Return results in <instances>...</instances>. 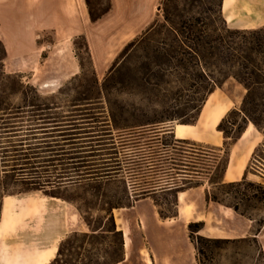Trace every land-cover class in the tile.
<instances>
[{
  "label": "trees",
  "instance_id": "1",
  "mask_svg": "<svg viewBox=\"0 0 264 264\" xmlns=\"http://www.w3.org/2000/svg\"><path fill=\"white\" fill-rule=\"evenodd\" d=\"M85 1L92 21L98 20L109 10L108 0L104 8H100L101 5L98 3L97 11L91 6L90 0ZM221 4L222 0H162L159 10L162 13L165 39L158 42L160 45H136L152 29L153 23L146 33L126 45L118 55L117 58L124 57L133 49L139 52L141 78L138 85L142 100L147 106H151L152 114L150 116L149 112H141L131 123L127 121L122 127H116L121 133L135 134L132 136L135 138L132 140L134 142L130 143L132 153L128 157L129 160L120 161L121 151L127 148L123 147L125 144L121 142L118 148L110 138V145L114 147L111 150H115L113 154L115 167H110L107 161V167L100 169L95 161L88 160L98 156L92 154L99 150L91 149L81 153H88L91 156L69 159L68 163L73 167L63 169L61 170L63 172L56 174L49 169L54 167L53 165L42 166L40 164L44 162L30 163V160L25 158L23 154L25 140L12 142L17 143L11 145L12 152L21 154L17 158L5 155L6 148L0 146V217L4 197L41 192L52 198L63 199L54 195L53 191L83 184H91V189L100 193L104 186L114 182L104 181L110 177L111 172L119 173L129 164L131 168L127 170H132L129 181L116 180L123 183L127 201L112 205L108 212L111 222L110 232L119 240V253L114 264L122 262L124 254L122 235L115 229L111 210L130 207L135 201L151 196L157 191L167 189L183 191L197 187L201 185L200 180L207 176L211 188L227 196L234 194L232 199L235 203L226 202L211 190H206L208 200L231 208L235 213L252 220L249 215L240 211L239 205H246L251 200L264 202V186L247 183L245 179L236 183H224L223 175L227 168L230 147L240 139L248 124L256 128L264 125V27L256 30L229 29L221 13ZM191 12H195L197 16L190 15ZM84 48L89 56L85 42ZM5 58L6 51L0 42V135L4 133L20 138L37 136L39 132L50 134L56 128L55 124L67 123L66 128H74L77 121L92 122L96 115L101 114H93L91 111L104 109L95 107L99 104L93 103L94 100L101 98L100 94L103 91L99 89L92 64L90 88L97 91V97L89 95L92 91L78 94L72 101V108L79 109L76 112L81 114L78 116L82 117L78 118L81 120H77L76 116L71 114L61 117L62 121H59V118L51 117L53 115L51 112L61 107L51 100L62 95L63 88L57 93L42 97L36 88L24 84L19 74L5 72ZM80 68L83 70L81 63ZM78 79L74 77L72 82ZM107 80L106 78L104 81L105 91ZM228 81L238 83L245 92L239 108L228 111L216 127L224 139L221 149L223 154L214 155L213 163L210 164L208 149L190 140L175 139L171 134V127L174 122L180 125H194L209 95ZM70 84L71 82L68 86ZM73 90L75 91L74 88ZM15 97H20L21 103H13L12 99ZM27 113L31 116H26ZM29 117H33V120L27 119ZM30 122L35 123L30 124ZM103 123L108 125V120ZM76 130L81 129H74ZM22 132H27L24 134L29 135H21ZM62 132L67 133L70 130L67 128ZM86 134L89 133H84ZM145 135L148 137L144 138ZM166 135L171 138L170 141L165 140ZM108 136L111 137V133ZM63 137H71V135ZM71 141L70 138L66 140L67 143ZM186 147L189 152L183 149ZM183 153L205 158L208 164L201 169L197 166L199 163L179 161L175 158L182 156ZM57 175L59 177H56ZM241 187L244 188L243 191L240 190ZM10 188L16 189L10 192ZM130 189L135 193L134 196L130 197ZM247 190L254 191L248 195ZM159 214L164 218L177 216L176 210L168 213L160 210ZM202 226L199 222L190 223L187 227L189 239L196 250L198 264H202L201 257L204 256L201 246L204 244L218 246L231 241L200 236ZM255 235L257 234H252L253 239H256ZM86 238H88L87 234L72 233L61 241L56 257L50 264H87L85 260L88 263L94 262L92 258L81 257L80 250L86 244ZM261 254L263 255L262 248Z\"/></svg>",
  "mask_w": 264,
  "mask_h": 264
},
{
  "label": "crops",
  "instance_id": "2",
  "mask_svg": "<svg viewBox=\"0 0 264 264\" xmlns=\"http://www.w3.org/2000/svg\"><path fill=\"white\" fill-rule=\"evenodd\" d=\"M108 1L109 10L98 20L92 21L85 0H0V42L6 51L4 69L8 66L19 67L9 73H32L34 67H43L48 62L42 45H73L74 40L81 37L87 45L96 76L100 79L123 48L148 31L160 15L162 2ZM221 13L229 29L256 30L264 27V0H222ZM45 35L51 41L45 42ZM65 75L47 79L41 84H36L32 75L28 82H34L38 92L53 94L55 91L51 88L58 86ZM228 84L232 85L234 91L226 89ZM240 89H243L242 86L234 81L217 88L207 98L194 125H172L173 137L196 142L208 149L210 164L213 163L214 155L223 154L224 139L216 127L228 111L239 108L245 92ZM179 127L181 133H177ZM120 135L129 136V132L119 133L118 137L122 138ZM259 136L256 127L248 124L240 139L230 147L224 183L256 178L258 183L264 184V176L247 171L248 163L258 147ZM131 171H112L104 181L125 179L128 182ZM200 183L183 191H157L135 201L130 207L113 208L111 214L116 231L122 235L124 254L123 261L118 264H198L196 250L188 235L190 223L201 222L203 226L199 235L208 239H244L254 234L252 220L206 198V190L210 189L207 176ZM33 193L36 192L25 194ZM168 197H172L171 205L176 210V217L164 218L159 214L161 203H166ZM8 201L14 232L15 210L19 216L23 210ZM256 234L255 238L261 243L264 253V232L260 230ZM6 242H18L19 256L15 257L16 250H10V246L0 249V264H14L15 259L16 264H47L55 253L54 247L26 244L15 235L8 237Z\"/></svg>",
  "mask_w": 264,
  "mask_h": 264
},
{
  "label": "rangeland",
  "instance_id": "3",
  "mask_svg": "<svg viewBox=\"0 0 264 264\" xmlns=\"http://www.w3.org/2000/svg\"><path fill=\"white\" fill-rule=\"evenodd\" d=\"M90 3L91 6L97 11L99 9L97 6L98 3L101 5L100 8H104L107 1L90 0ZM190 15L197 16L195 12H191ZM162 25L163 18L162 13L160 12V15L154 22L152 29L146 35H144L145 37H143V40L139 41L136 45H160L158 42L165 39V32L162 28ZM43 39L45 42L51 41L50 37L46 35ZM42 46L45 49L44 56H48V62H46L43 67H34L35 70L32 71V73L24 72L23 74H19L22 82L36 88L34 86V82L36 84H41L47 79L53 77L60 78L62 75L66 74L65 78L58 86L51 88V90L55 91V93H57L60 88H63L64 92L62 95H59L51 100V102H55L61 107L59 109L53 110L51 112L53 114L51 117H57L59 118V121H62L61 117H66L73 114L76 116L77 120H81L78 119L82 118L78 117L81 114L76 112L79 109L72 108V101L78 96V94L82 95V93H88L89 91H92L89 94L91 97H97V91H93V89L90 88L92 79L90 70L91 63L89 56L85 52L84 40L81 37H78L74 40L73 45ZM138 55L139 52H136L134 49L131 50L124 57L121 56V58H117V60L111 64L104 76H102L100 79L97 78L99 89L103 92L100 94L101 98L94 100L93 103L99 104L95 107H102L104 109L91 111L93 114L101 113L96 115L94 121H77L74 128L67 127L70 130V132L67 133L62 132L67 130V123L55 124L56 128L53 129L52 133L50 134L39 132L37 136L16 138L13 136H8L9 134L2 133L0 135V146L6 148L7 153H5V155L10 157L14 156L15 158L20 157L19 155L21 154L13 153V149L10 147L12 144H17L12 143L14 141L16 142L20 139L23 141L25 140L23 142V154L25 155V158L29 159L30 163L44 162L40 165H53L54 167L49 169L57 174L63 172L61 171L63 169L73 167L72 165H69V159L91 156L88 153H81L85 152L86 150L90 151L93 149L99 150V152L92 154L98 156L88 158V160L90 159L91 161H95L94 163L99 165L100 169H104L107 167V161L110 167H115L113 155L115 150H111L114 147L110 145L111 141H109V139L112 138L114 139L113 142L116 143L117 147L120 145L119 142H121V144H125L123 147L127 148L121 151L122 153L120 155V161L129 160L130 158L128 157H130L132 153V148H130L132 145L130 143L134 142L132 140L135 138L132 136H135V134L123 136L122 139L118 137V134L121 133V131L117 130L116 127H122V125H124V123L127 121L131 123L134 117L140 115L141 112H149L150 116L152 115L150 111L151 106H147V103L142 100L141 90L138 85V81L141 78V69ZM80 63L83 67V70L80 68ZM18 69L19 67L8 66L4 70L6 73H9ZM32 75H34V82L29 83L28 79H31ZM74 77H78L79 79L72 82ZM106 78L108 79L105 83V89L107 92L103 88ZM70 82L71 84L68 86V83ZM225 87L227 90H233L231 84H228ZM241 90L243 92V89H240V91ZM43 92L45 91H42V93L39 92V95L42 97L52 95L43 94ZM12 102L18 104L21 103V99L20 97H15L12 99ZM26 116L31 115L27 113ZM27 119L33 120V117H29ZM105 120H108V125L103 123ZM32 123L35 122H30V124ZM177 124V122H174L172 125ZM74 129L81 130L74 131ZM256 129L260 133V141L247 166V171L251 173H254L253 169H256V167L259 166V162H261L259 161L258 157H263L261 154L260 145L263 141L264 125H261ZM24 133L27 132H22L20 134L29 135ZM84 133L89 134L84 135ZM110 133L112 135L111 137L108 136ZM65 135H71V137H63ZM143 137L146 138L148 136L145 135ZM68 138L72 140L71 143L66 142ZM164 138L167 141L171 140L168 135L164 136ZM80 143H82V145ZM33 144L39 145L34 146ZM26 145L31 146L28 147ZM90 146L93 148H89ZM82 147L86 149H81ZM183 149L185 152H189L187 147ZM205 152L207 151L204 150V153ZM175 158L179 159V161L189 163L195 162L197 164L199 163L197 166L201 169L206 167L208 164V161H206L205 158L190 156L189 153H183L182 156H176ZM46 161H51V163H46ZM127 166V168L123 169L125 170L131 168L129 164ZM56 177L59 176L57 175ZM257 181L258 180H256V178L246 180L247 183L262 185ZM91 186V184H83L81 186L67 187L53 191L54 195L61 196L64 200L46 196L41 192L4 197L3 201H12L14 204H16V206H19L23 212L22 215L19 216L17 210H15L16 213L14 224H16V229L13 232V227L10 226L5 230L3 236L0 238V249L3 250L10 246V250H16L15 257H18V242H6L8 237L15 235L26 244L34 243L39 244L41 247H54V256L47 263L50 264L56 257L61 241L69 237L72 233L76 232L78 235L87 234L88 236V238H86V244L84 245L83 249L80 250L81 257L83 259L85 257L92 258L94 261L92 263H88L87 260H85L87 264H114L116 256L119 253V240L116 235L110 232L111 222L108 218V212L112 205L127 201L123 183L121 181H114L104 186L100 193L93 191ZM15 189L10 188L9 191L11 192ZM209 190L213 191V193H215L218 197L226 200V202L235 203V200L232 199L234 194H229L227 196L211 187ZM240 190L243 191L244 188L241 187ZM253 191L254 190H247L246 193L251 195ZM134 194L135 193L130 189V197L134 196ZM166 200L167 202L165 203L163 201L160 207V210L164 213L173 211V207L171 205L172 197H168ZM239 209L241 212H245L247 215H249L252 219L253 233H256L259 229L264 232V202L251 200L246 205L240 204ZM19 221L22 223V225H20ZM12 222L13 220L11 218V224ZM40 237L42 238L38 239ZM226 240L231 241L218 246L213 244H204V246H201L202 251L204 252V256L201 257L202 264H264V253L263 255L261 254V243L258 239H253L252 236H249L244 239ZM16 262L17 259L14 260V264H16Z\"/></svg>",
  "mask_w": 264,
  "mask_h": 264
},
{
  "label": "bare ground",
  "instance_id": "4",
  "mask_svg": "<svg viewBox=\"0 0 264 264\" xmlns=\"http://www.w3.org/2000/svg\"><path fill=\"white\" fill-rule=\"evenodd\" d=\"M227 5V2L225 3V6ZM181 128H177V133H181ZM9 201L5 200L2 203V209H1V217H0V238L3 236L6 229H8L11 226V216L9 213Z\"/></svg>",
  "mask_w": 264,
  "mask_h": 264
},
{
  "label": "built area",
  "instance_id": "5",
  "mask_svg": "<svg viewBox=\"0 0 264 264\" xmlns=\"http://www.w3.org/2000/svg\"><path fill=\"white\" fill-rule=\"evenodd\" d=\"M261 154L263 157H258L259 161V166L256 167V169H253L254 174L259 175V176H264V134H263V141L261 143ZM264 186V184H262Z\"/></svg>",
  "mask_w": 264,
  "mask_h": 264
}]
</instances>
